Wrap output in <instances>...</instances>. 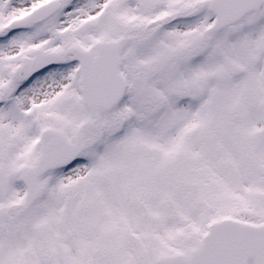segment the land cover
Here are the masks:
<instances>
[{"label": "snow or ice", "instance_id": "obj_1", "mask_svg": "<svg viewBox=\"0 0 264 264\" xmlns=\"http://www.w3.org/2000/svg\"><path fill=\"white\" fill-rule=\"evenodd\" d=\"M0 264H264V0H0Z\"/></svg>", "mask_w": 264, "mask_h": 264}]
</instances>
